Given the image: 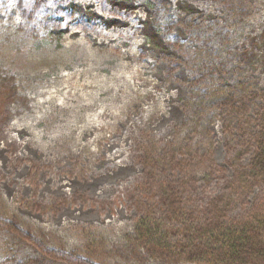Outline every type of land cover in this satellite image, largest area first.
<instances>
[{"label": "rangeland", "instance_id": "rangeland-1", "mask_svg": "<svg viewBox=\"0 0 264 264\" xmlns=\"http://www.w3.org/2000/svg\"><path fill=\"white\" fill-rule=\"evenodd\" d=\"M0 71L18 100L0 126V216L48 247L166 264L130 241L142 220L169 235L149 185L161 180L189 208L220 195L230 221L264 216V186L247 175L264 0H0ZM219 91L235 109L210 102ZM30 255L0 231V264Z\"/></svg>", "mask_w": 264, "mask_h": 264}, {"label": "trees", "instance_id": "trees-1", "mask_svg": "<svg viewBox=\"0 0 264 264\" xmlns=\"http://www.w3.org/2000/svg\"><path fill=\"white\" fill-rule=\"evenodd\" d=\"M165 28L167 36L168 25ZM208 99L224 106L232 103L233 108L238 102L235 93L224 91L212 93ZM15 101V80L0 71V126L9 120L6 108ZM262 119L247 175L264 186V112ZM149 185L156 194L157 206L173 224L169 226V235L162 236L145 220L138 222L130 237L137 249L166 264H264V216L255 221H230L229 200L220 195L193 209L188 207L191 195L183 187L167 180ZM0 231L15 244L27 245L32 250L33 255L15 260V264H104L99 262L90 243L84 255L48 247L15 217L0 216Z\"/></svg>", "mask_w": 264, "mask_h": 264}, {"label": "bare ground", "instance_id": "bare-ground-1", "mask_svg": "<svg viewBox=\"0 0 264 264\" xmlns=\"http://www.w3.org/2000/svg\"><path fill=\"white\" fill-rule=\"evenodd\" d=\"M91 13H92V12H91ZM91 13H90V14H91ZM92 15H93V13H92ZM105 21H106V20H105ZM105 21H104V22H105Z\"/></svg>", "mask_w": 264, "mask_h": 264}]
</instances>
